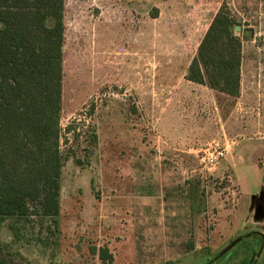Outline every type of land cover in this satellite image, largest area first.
I'll return each instance as SVG.
<instances>
[{
    "label": "rangeland",
    "instance_id": "rangeland-1",
    "mask_svg": "<svg viewBox=\"0 0 264 264\" xmlns=\"http://www.w3.org/2000/svg\"><path fill=\"white\" fill-rule=\"evenodd\" d=\"M223 4L237 97L185 79ZM63 24L58 227L8 217L0 259L264 264V0H64Z\"/></svg>",
    "mask_w": 264,
    "mask_h": 264
},
{
    "label": "trees",
    "instance_id": "trees-1",
    "mask_svg": "<svg viewBox=\"0 0 264 264\" xmlns=\"http://www.w3.org/2000/svg\"><path fill=\"white\" fill-rule=\"evenodd\" d=\"M63 11L64 0H0V227L8 217L38 213L58 227ZM236 26L223 4L199 42L186 80L239 95ZM11 228L20 239L17 227ZM90 252L101 264L113 263L106 246H92ZM0 264L8 263L0 259Z\"/></svg>",
    "mask_w": 264,
    "mask_h": 264
},
{
    "label": "built area",
    "instance_id": "built-area-1",
    "mask_svg": "<svg viewBox=\"0 0 264 264\" xmlns=\"http://www.w3.org/2000/svg\"><path fill=\"white\" fill-rule=\"evenodd\" d=\"M226 153V148H218L214 149L213 151H206V155L203 158V162L206 165L213 166L217 164V162L224 157Z\"/></svg>",
    "mask_w": 264,
    "mask_h": 264
},
{
    "label": "water",
    "instance_id": "water-1",
    "mask_svg": "<svg viewBox=\"0 0 264 264\" xmlns=\"http://www.w3.org/2000/svg\"><path fill=\"white\" fill-rule=\"evenodd\" d=\"M237 30H239V27L238 26L235 27V31H237Z\"/></svg>",
    "mask_w": 264,
    "mask_h": 264
}]
</instances>
